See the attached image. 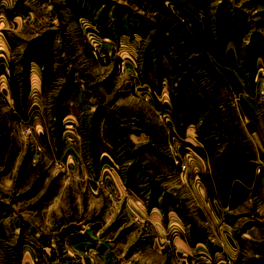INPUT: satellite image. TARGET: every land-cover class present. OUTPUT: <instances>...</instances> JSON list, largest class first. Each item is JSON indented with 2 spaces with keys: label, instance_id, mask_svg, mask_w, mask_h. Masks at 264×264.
Masks as SVG:
<instances>
[{
  "label": "rangeland",
  "instance_id": "1",
  "mask_svg": "<svg viewBox=\"0 0 264 264\" xmlns=\"http://www.w3.org/2000/svg\"><path fill=\"white\" fill-rule=\"evenodd\" d=\"M1 16L9 75L0 93V264H19L24 250L27 264L31 256L35 264H82L81 257L97 264L99 256L109 264H178L173 255L166 261L145 249L151 237L131 223L113 192L101 190L96 168L83 178L56 163L63 129L49 116L65 113L66 98L77 114L85 113V102L91 116H132L116 102L128 97L130 83L138 91L145 86L169 49L180 56L212 50L219 63L255 68L264 77V0H0ZM31 62L44 77L46 145L28 122L36 110L27 85ZM98 175L109 180L107 172ZM175 196L160 202L175 211L160 213L161 220L179 222L187 214L193 221L197 202ZM212 204L225 215L224 205Z\"/></svg>",
  "mask_w": 264,
  "mask_h": 264
},
{
  "label": "crops",
  "instance_id": "2",
  "mask_svg": "<svg viewBox=\"0 0 264 264\" xmlns=\"http://www.w3.org/2000/svg\"><path fill=\"white\" fill-rule=\"evenodd\" d=\"M0 45V66L6 67L1 38ZM167 52L160 56L159 70L148 73L145 86L138 91L130 83L123 93L128 97L116 102L132 116H91L85 102L81 116L73 99L66 98L65 113L49 116L51 125L63 129L55 161L83 178H91L96 168L101 190L113 192L131 223L151 237L145 249L166 261L173 255L178 264H264V77L255 68L219 63L212 50L192 56ZM43 80L41 68L29 63L27 85L36 110L28 122L33 120L46 145ZM90 153L98 156L96 165ZM100 170L109 180L98 175ZM175 195L197 202L199 215L193 221L184 213L179 222L161 220L160 213L170 217L175 211L160 202ZM147 200L153 203H143ZM214 202L225 206V215ZM24 253L19 264H27ZM31 259L35 264L36 258ZM81 259L82 264L93 262ZM95 263L109 264L100 256Z\"/></svg>",
  "mask_w": 264,
  "mask_h": 264
},
{
  "label": "built area",
  "instance_id": "3",
  "mask_svg": "<svg viewBox=\"0 0 264 264\" xmlns=\"http://www.w3.org/2000/svg\"><path fill=\"white\" fill-rule=\"evenodd\" d=\"M124 69V68H122ZM9 75L8 70L4 69V67L0 66V93L5 92L6 84H7V76ZM163 118V116H160ZM184 264H189L188 262H184ZM225 264H233L231 261H226Z\"/></svg>",
  "mask_w": 264,
  "mask_h": 264
},
{
  "label": "water",
  "instance_id": "4",
  "mask_svg": "<svg viewBox=\"0 0 264 264\" xmlns=\"http://www.w3.org/2000/svg\"><path fill=\"white\" fill-rule=\"evenodd\" d=\"M85 233H86L88 236L92 237L94 240H98V241H99V239H97V238L93 235V233H92V231H91L90 229H86V230H85Z\"/></svg>",
  "mask_w": 264,
  "mask_h": 264
}]
</instances>
